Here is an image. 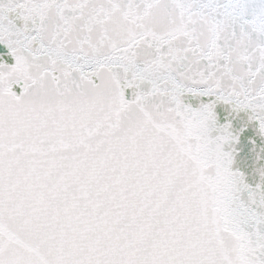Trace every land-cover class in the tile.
<instances>
[{"label":"snow or ice","instance_id":"6c2138e0","mask_svg":"<svg viewBox=\"0 0 264 264\" xmlns=\"http://www.w3.org/2000/svg\"><path fill=\"white\" fill-rule=\"evenodd\" d=\"M0 264H264V0H0Z\"/></svg>","mask_w":264,"mask_h":264}]
</instances>
